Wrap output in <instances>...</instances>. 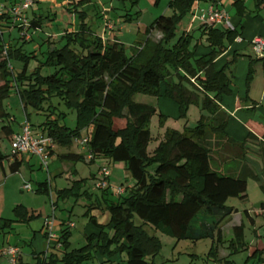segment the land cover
Masks as SVG:
<instances>
[{
    "label": "trees",
    "instance_id": "trees-1",
    "mask_svg": "<svg viewBox=\"0 0 264 264\" xmlns=\"http://www.w3.org/2000/svg\"><path fill=\"white\" fill-rule=\"evenodd\" d=\"M16 1L11 7L21 0ZM41 1L55 0H33L34 3ZM63 1L69 13L91 7L92 2ZM149 1L153 6L159 3L158 0ZM198 1L170 0L171 16L154 20L144 31L147 36L144 43L131 47V56H127L123 44L105 42L91 32H84L82 24L79 33L65 34L64 46L48 52L46 61L28 73L29 60L36 59V56H26L21 48L8 47L5 57L2 51L5 43L0 35V76L3 81L0 86V122L14 120L9 119L3 107L13 83L25 121L33 131L28 108L40 112L44 110L43 106H47L44 110L49 113L47 120L37 128L39 134L52 139L54 148L69 150L73 144L79 146L77 141L87 138L83 148L92 156L88 163L99 158L124 163L134 181L127 194L117 199H111L108 190H99L100 195L80 193L85 180L74 181L70 189L58 191L57 200L78 198L83 194L87 201L84 217L87 224L99 229V234L89 236L84 233L86 245L70 251L71 233L67 227L61 232L59 248L35 264H84L97 260V256L106 259L119 256L118 264H151L149 258L158 254L161 245L149 233V228L165 231L176 241L211 240L209 255L217 259L216 244L222 243L220 226L235 212L226 206V202L231 198L246 200L247 180L259 179L246 164L240 166L237 174L222 173L213 166L214 161L219 160L214 157L225 149L224 141L228 140L224 132L228 117L219 104L232 93V81L226 73L230 63L216 71L214 61L239 34L232 23L234 31H220L203 25L200 37L210 53L195 57L193 36L182 32L177 37V33ZM253 2L257 9L264 4V0ZM233 6L236 14L244 17V3L235 0ZM8 10L0 15V28L2 23H11ZM128 17L125 15V21L131 23L133 19ZM41 25L39 17L30 20L31 29ZM152 32L160 33L161 38L152 41L149 39ZM12 60L23 64L17 75L8 70V63ZM258 60L261 59L250 62L247 87L252 80L253 64ZM44 67L53 69V72L43 76ZM135 95L155 99L164 97L178 107L179 120L187 117L190 106H196L203 114L193 128L185 126L182 132L166 130L158 147L148 155L146 148L152 138L148 123L157 114V109L135 103ZM53 97L75 113L74 129L61 124L66 116L64 113L55 114L51 110H56L51 104ZM245 101L239 99L236 105ZM158 115L160 124L165 122L166 117ZM0 133L4 140L11 142L14 134L9 126L2 124ZM53 152L54 149L50 157ZM9 158L13 160L9 167L11 173H17L22 164L19 156L5 155L0 149V165ZM60 159L64 162L85 161L82 154H64ZM259 188L264 192V182L259 183ZM50 189L47 179L38 184L35 193L50 197ZM260 206L264 209V203ZM94 209L107 212V225L97 224L91 216ZM12 214V220L0 218V234L9 233L13 224L30 223L35 219L22 205L16 206ZM234 235L237 240L230 242L231 254L245 246L242 227L235 228ZM226 264L231 263L226 261Z\"/></svg>",
    "mask_w": 264,
    "mask_h": 264
},
{
    "label": "rangeland",
    "instance_id": "rangeland-1",
    "mask_svg": "<svg viewBox=\"0 0 264 264\" xmlns=\"http://www.w3.org/2000/svg\"><path fill=\"white\" fill-rule=\"evenodd\" d=\"M31 1L33 2V0ZM158 1V5L153 6L149 0H92L91 7L89 9L82 8L76 13H69L66 11L63 0H55L52 2L41 1L40 3L33 2L26 15L29 20H32L35 15L41 18L42 25L37 29L30 28V41L22 42L18 31L12 28L11 23H2L1 37L7 47H13L15 49L21 48L24 55L36 56V59L31 58L29 60L28 73L46 61V54L48 52L53 49H60L64 46L66 41L63 36L65 34L79 33L80 25L82 24H84L85 27L84 32H91L93 35L98 36L105 42H112L114 38L113 36L115 35H124V39H121V42L126 49L127 56H131L132 50L129 45L130 42H132L131 46L134 44H143L147 38L144 33L145 29L157 18L161 16H171L172 14V11L168 8L170 0ZM226 1L229 0H223V2ZM13 2L14 0H0V14L5 13L8 8H11ZM82 11L84 13H82L81 19L80 12ZM205 13V9H200L198 11L195 3L192 8V13L187 15L181 23L177 37L182 33V29L186 26L189 17H195L196 22L193 28H196L201 24L199 17ZM138 14L139 16H137ZM125 15H129L128 18L133 19V21L131 23H127L125 21ZM107 24H111L112 27L107 29ZM151 40L154 42L158 41L159 35L153 32ZM10 65L15 75L19 74L23 68V64L15 60H12ZM52 72L53 69L44 67L42 75L47 76ZM1 85H3V81L0 76V86ZM12 85V92L9 97L4 100L3 107L4 111L14 120L13 122L6 121L2 124L4 126H9L15 132L19 129V126L25 122V114L15 92L14 84L12 83ZM133 101L135 103L152 105L156 103L155 99L143 95H135L133 97ZM51 104L56 108V110L51 109L55 114L64 113L66 115L61 121V124L70 129H74L75 113L67 110L58 98L53 97L51 99ZM43 107L44 110L47 109V106ZM44 110L35 112L31 108H28L27 113L29 115L31 125L35 128L39 127L47 120L49 113ZM200 116V110L196 106L189 107L187 117L184 120H178L170 117L166 118L165 122L160 124L158 113L154 115L148 123V128L150 129L152 138L146 148L147 154L151 155L158 147L159 143L163 140L166 130L173 129L182 132L184 125L188 128H193L200 119ZM82 135L84 136L85 134L82 133ZM0 149L5 155L9 156L11 154V147L8 140L0 139ZM73 150L86 156V151H83L82 148H74ZM216 158L218 157L215 156L214 159ZM27 161L31 162L32 160L29 159ZM4 163L5 168L7 169V162ZM33 164V172H30L26 166L23 165L20 169V173L15 175L8 174L9 178H14L9 180L5 187H3L0 183V218L12 220V209L19 205L27 206V208L33 211L34 215L37 216V218L31 221L29 225L19 223L15 224V226H13L14 230L11 234H0V264H11L7 257L1 255L3 249H5L8 244L14 246L18 240L28 243V241L32 239L34 234L33 232L39 231L45 218L49 221H53V223L55 221V227H57L58 219L69 217V221L73 224V227H70L69 229L71 233L69 240L70 251L73 249H79L86 245V241L83 237L84 227L88 223L87 219L84 217L87 211L85 208L87 204L85 197L82 194L78 198L71 197L69 199L56 200L57 192L63 189H70L73 186L74 181H86V184L83 186L80 193L88 192L91 195H100L99 190L95 188V184L100 179V169L106 167L110 172L109 182L112 187L118 188L122 186L128 192L134 184V181L129 172L126 170L124 163L110 162L103 158L96 159L92 163H88V161L86 163L77 162L75 165L74 163L68 162L65 166L68 169L72 168L70 173L56 175L55 177H53L54 175L52 173V175H49V173L42 169L41 165L37 164L35 160H33ZM39 165L41 169L39 168ZM217 165L218 161L215 160L213 166L219 170ZM74 170L77 171L78 175L71 173ZM91 174L96 175V180L91 179ZM47 179H49L50 187L53 190L52 195L47 197L44 194H36L34 191L37 189L38 184ZM21 183L30 185L32 192H20L16 189L18 188L17 185ZM127 192L124 195H126ZM110 198L117 199L115 196ZM262 201H264V196H262L258 190L256 180L250 178L248 180L247 200L242 201L236 198H231L226 202V206L233 207L239 212L245 226L243 228L242 241H244L247 246H255L257 240L256 235L264 241V218L256 217V225L253 228L246 221L244 216V212L253 209L252 207L258 211L259 204ZM92 212H94L95 218L98 222H101L108 217L107 212H102L98 209L91 210V213ZM236 218H234V220L227 219L220 226L227 240L230 239L228 229V227H230L229 224L232 223V221L235 223V221H237ZM138 222L139 221H137V223ZM148 231L159 240L161 245L158 254L154 258H149L151 264H226V261H217V259L209 255L212 247L211 240H203L195 243L183 240L176 241L165 231L152 230L150 228ZM229 245V241L225 242V244L222 245V247L225 246V249H221L219 254L223 256L226 254V251L230 252ZM259 246L260 249L264 248V242H262ZM42 248L43 247L39 250ZM20 251L22 254V264H34L38 260L46 258V256H50V254H46L44 256L40 255V257L38 256L34 259L31 257L32 249L28 245L23 246ZM52 252L53 251H50V253ZM247 256V251L243 250L231 254L227 260H229L231 264H246ZM249 262L247 264H258L256 260H253L251 263ZM84 264L99 263L97 260H93Z\"/></svg>",
    "mask_w": 264,
    "mask_h": 264
},
{
    "label": "crops",
    "instance_id": "crops-1",
    "mask_svg": "<svg viewBox=\"0 0 264 264\" xmlns=\"http://www.w3.org/2000/svg\"><path fill=\"white\" fill-rule=\"evenodd\" d=\"M17 1L15 3H17ZM217 1H219L217 9L221 10L222 12L228 15L231 23L235 26L236 31L239 34V38L241 39L240 42H236L234 40L233 44L229 46L227 50L214 61V67L216 71L226 68V65L230 63L229 67L226 68V73L232 81L231 95L223 98V100L219 104V107L222 109L223 112L227 114L228 117L224 131L228 140L224 141V145L226 146L225 149L221 150L218 153V156H216L219 158L217 167L222 173L235 172V174H237L240 169V166L242 164H246L252 170L254 175L259 179V181H256V186L258 187V190L260 191L262 196H264V192H262L259 188V183L264 182V58L258 60L257 62H254L252 80L250 82L249 87L246 86V79L249 70V65L250 62L254 61L251 51V41L255 37H261L262 39H264V4H262L261 7L257 9L255 8V4L253 0H240L244 3L245 6V15L244 17L241 18L239 17V15L236 14V9L233 6L235 0H229L226 2H223V0H217ZM210 5H211L210 0H200L196 2L198 11L200 9H205V11H207ZM89 8L90 7H86V9ZM34 17L37 16L35 15ZM195 22H196L195 17L192 16L189 17V20L187 21L186 26L183 27L182 32L190 33L193 36V46L195 45L194 55L195 57L198 58L208 55L210 51L207 48H205L204 42L203 40H201L200 37L201 36L200 30L203 27V24L201 23L198 27L193 28ZM111 27H112L111 24H107V29ZM212 27L220 31L226 30L223 24H217ZM155 33L159 35V39H160L161 34L158 32ZM151 35L149 36V39H151ZM113 37L114 38L112 42H117L122 44L121 39H124V35L122 36L118 34ZM131 43L132 42H130L129 44L130 47L134 48L136 45L134 44L135 46L134 45L131 46ZM239 99L242 101L243 99H246V101L242 102L241 105L237 106L236 101ZM155 100L156 103H154L153 105L152 104H146V105L155 107L157 109V113H160L166 118H170V117L174 119L179 118L178 107L175 104H173L169 100H166L162 96ZM202 114L203 113L200 112V115ZM10 118L11 117L9 116V119ZM0 123L2 124V122ZM20 126L17 131L15 132L13 131V134L20 133L21 131ZM183 127H185V125ZM33 129L34 132L36 133L40 132V130L37 127L36 128L34 127ZM0 139H4L1 133H0ZM74 148L81 149L82 147L73 144V146L69 150L54 148V152L50 157V161H49V168H48L49 175L53 174L54 175L53 177H55L56 175L70 173L72 168L68 169L65 166V164H67L68 162L61 161L60 156L64 154H79V152L73 150ZM82 150L86 151V156H84L85 158L84 162L86 163L88 161L87 160L88 152L84 148H82ZM19 159L22 164L17 173H20V169L23 165L26 166V168L30 172H33L34 169L33 160H35L37 164H40L38 163L39 161L36 158L22 156L19 157ZM29 159H31L32 161L28 162L27 160ZM4 162H7V169L5 168ZM4 162L0 165V183L3 185V187L7 185L9 180H12L14 178V177L9 178L8 174L10 175L17 174V173H11L10 171L9 167L13 162L12 159L9 158ZM70 163H74L75 165V163L77 162H70ZM39 168L41 169L40 165ZM71 173L78 175L77 171L75 170L72 171ZM90 177L92 180H96V175L91 174ZM248 180H247V198H248ZM25 186H26L25 183L23 184L21 183L17 185L18 188L16 189H18L20 192H23L26 191L24 190ZM52 192L53 190L50 189V196L52 195ZM262 203H264V201H262L259 204L258 211L257 209L252 207L253 209L244 212L246 221L253 228L256 225V219H255L256 217L264 218V209H262L260 206ZM23 207H25L30 214H32L35 218H37V216L34 215L33 211L27 208V206H23ZM91 216L95 218L94 212L91 213ZM234 218H236L237 221H235V223L232 221V223L229 224L230 227H228L229 237H230L229 240L225 238L223 231L220 228L222 244L216 245L217 261L224 260L230 262L227 259L231 256L232 250H230V252L226 251V254L222 256L221 254H219L221 252V249H225V246L222 247V245L228 241L235 242L237 239L235 238L234 235V229L239 227H242L243 229L245 227L239 215L238 210H235V212L231 214V216L228 217L227 219L234 220ZM47 220H48L47 218L43 220L39 231L33 232L34 234L32 236V239L30 241L27 240L28 243L22 240H18L16 244H14V246H17L20 250L23 246L28 245L32 249L31 257L34 259L37 258L38 256L40 257V255L44 256L46 254H50V251L57 249L58 240L61 237L62 230L67 227L70 229L69 226L72 223L70 221L67 222V220H69V217L58 219L57 227H55V221H54L52 227V234L54 235V238L49 239L45 228V221ZM96 221L98 225L105 226L109 221V216L106 217L101 222H98L97 219ZM64 222L65 224H63ZM29 224L30 223H25V225H29ZM13 226H15V224L12 225V229L9 232L10 234L14 230ZM84 233L89 236L98 235L99 229H97L96 227L90 224H87L84 227ZM256 238L257 240L254 246L255 248L253 246H249V245L247 246L243 241V245L245 246L241 250H239V251H243V250L247 251L248 256H247L246 264L249 261H250L249 263H251L253 260H256L258 264H264V248L260 249L259 246L264 241H262L259 237H257V235ZM8 246L11 245L8 244L6 247ZM41 247L43 248L39 250ZM254 253L256 254L254 255ZM96 259L99 264H118L120 261L119 256H115L112 259H106L104 257L97 256ZM21 261H22V254L20 251V258L18 260V264H22Z\"/></svg>",
    "mask_w": 264,
    "mask_h": 264
},
{
    "label": "built area",
    "instance_id": "built-area-1",
    "mask_svg": "<svg viewBox=\"0 0 264 264\" xmlns=\"http://www.w3.org/2000/svg\"><path fill=\"white\" fill-rule=\"evenodd\" d=\"M211 5L207 9L206 13L199 17L200 22L205 26H214L217 24H223L227 30L234 31V27L228 15L221 10L217 9L219 1L210 0ZM33 2L31 0H21L19 3L9 8L8 14L10 16V22L12 28L16 29L19 33L20 40L22 42L30 41V20L28 19L26 13L28 9L32 6ZM1 15V14H0ZM1 29V28H0ZM2 34V29L0 35ZM2 36V35H1ZM236 42H240L241 39L237 37ZM7 45L5 44L2 48L3 55L6 57ZM251 51L252 57L254 59L264 58V39L261 37H255L251 41ZM8 70L12 73V67L10 62L8 63ZM21 131L18 134L12 136L10 147L11 154L19 157L27 156L31 158H36L42 169L48 172L50 153L54 149V144L52 139L49 137L36 133L32 130L30 125L25 121L21 126ZM87 143V138H83L77 141L80 147H85ZM92 156L88 155L87 160L90 161ZM110 172L109 169L104 167L100 169V179L96 182L95 188L97 190H108L112 196L117 198L125 194L126 189L124 187H112L109 183ZM24 190L31 191V187L26 185ZM53 221H45V228L49 239L54 238L52 234ZM73 227V224H70ZM59 244L57 248H59ZM2 256L7 257L11 264H17L20 250L17 246H8L1 252Z\"/></svg>",
    "mask_w": 264,
    "mask_h": 264
}]
</instances>
